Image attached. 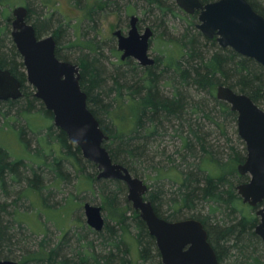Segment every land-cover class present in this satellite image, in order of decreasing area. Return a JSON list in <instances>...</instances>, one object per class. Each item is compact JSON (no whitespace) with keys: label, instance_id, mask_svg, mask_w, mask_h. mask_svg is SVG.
Here are the masks:
<instances>
[{"label":"trees","instance_id":"trees-1","mask_svg":"<svg viewBox=\"0 0 264 264\" xmlns=\"http://www.w3.org/2000/svg\"><path fill=\"white\" fill-rule=\"evenodd\" d=\"M3 1L6 2L0 0L1 7L4 4ZM70 1L83 10L82 21L86 22V29L82 35H76L73 42L68 41L67 45L62 46L59 43L60 38H64L66 30L77 26L58 21L51 28L56 42L55 55L61 61H75L79 65L81 89L87 94L89 110L108 137L103 142V147L108 151L112 161L126 167L133 177L139 178L141 174L137 166L140 165L142 158L147 156L150 144L162 137L163 133H167L169 129L180 133L178 136L181 151H183L181 159L187 167L179 171L176 167L171 169L174 174L168 177L173 184L177 185L176 190L171 192L167 202H164L165 193L160 189L161 186H148L145 199L151 202L157 216L167 221L188 218L200 221L207 232L208 241L216 254L218 264L228 261L230 264H264V244L254 232L259 222L255 215L256 208H250L248 205L249 208H245L235 189L236 185L249 181L247 177L237 174L236 167L238 163L245 161L246 156L231 148L224 162L216 158L205 141L206 135L202 133L201 125L194 122L199 113L219 129L223 128L222 125L227 118L236 122V114L230 111L228 104L218 101L214 96V89L219 85L247 95L259 107L264 105V67L230 48L219 47L215 38L208 39L203 36L192 22L197 16L195 13L188 16L191 19L190 28L187 27L174 41V44L180 48L179 59L170 55L164 63L162 59L156 58L154 64L150 66L138 67L133 62L127 61L119 62L117 65L110 64L111 67L105 68V65L109 63L103 56V47L96 41L95 36L88 38V30L95 31L97 13L110 7L118 11L119 3L117 0H94L91 5L89 0ZM140 1L145 5L143 15L145 17L151 15L153 22L158 23L159 28L164 25L167 17H178L179 9L173 0ZM200 1L202 4H207L217 0ZM247 2L254 11L264 17L263 5L257 3V0H247ZM42 6H46L45 3H42ZM27 10V22H29L33 13L31 5L28 4ZM0 15L2 17V21L0 20V68L8 70L19 80L22 93L17 100L0 102V116L4 121V128L19 129L20 137L23 141L25 140L29 150L30 139L26 140V129L30 127L28 122L24 126H18L19 121L22 119L27 121V117L39 113L47 115L51 120L53 116L44 108L42 102L34 97V90L26 82L22 58L9 36V33L11 34L10 18L6 14V9H3ZM33 16L36 22H32V25L39 37L50 28L53 17L39 13ZM141 21L140 18L139 22ZM74 47L81 48L72 60L70 59L72 58L71 50ZM109 50L116 54L114 48ZM60 51H64L65 54L61 55ZM191 87L209 95L213 109H217L222 120H218L217 115L214 117L209 113L204 101L195 102L187 96L184 89ZM166 88L168 92L165 91ZM116 113H120L121 122L112 117ZM105 118L110 121L104 123ZM124 123L127 125L124 126ZM123 127H128L130 131H124ZM41 130L45 134L37 140L46 138L47 141L54 136L61 147L63 159L55 158L52 162H44L47 165V173L54 174L60 181L69 180L63 171L64 161H67L71 167L75 164L80 165V170L83 171L80 149L68 141L65 132L58 128L55 130L52 125ZM222 133L221 135L224 134ZM37 151L38 148L33 151L34 154ZM197 151L203 155L198 163L196 162ZM43 157L44 155H40L39 159L42 160ZM188 159L192 161L189 162ZM85 162L93 169L96 168L91 162L87 160ZM201 164H204L205 168ZM25 168L26 165L22 160L12 159L8 151L0 147V192L7 195V183L10 181L15 185L26 182V189H34L41 193V176L38 170L31 167L29 169L31 177H22L20 172ZM90 177L93 179V176ZM158 177L157 174L156 179ZM108 182L115 185L114 190L117 192L114 190L106 192L104 186L100 190L106 203L117 209L116 196L122 189L121 183L115 180H108ZM71 198L76 200L73 196ZM124 203L126 212L120 216L117 228L110 227L106 223L98 232L83 227V231L72 238L80 249L76 246L74 249L71 248L69 244L71 237L65 231L55 245L48 244L47 238H43L34 250L26 249L25 242L16 234L18 231L14 228L17 225L16 218L6 222L3 220L4 213L9 214L6 212L8 204H0V257L17 264H129L131 261L128 258L129 250L124 249L122 245L125 246L124 234L129 232V227L132 226L141 263L159 264L160 255L155 239L149 235L138 212L134 211L126 200ZM203 204L208 206L205 213L198 209V206ZM162 207H165V210H162ZM128 211L133 215L130 226L127 224ZM217 216L221 218L218 219ZM104 231L108 235L107 239L111 241L106 244L107 253L100 254L87 235L97 238ZM15 247H20L19 254H15L13 250ZM68 248L72 249L71 253H67ZM258 248L262 254L261 252L259 254ZM75 249L77 250L74 251Z\"/></svg>","mask_w":264,"mask_h":264},{"label":"water","instance_id":"water-1","mask_svg":"<svg viewBox=\"0 0 264 264\" xmlns=\"http://www.w3.org/2000/svg\"><path fill=\"white\" fill-rule=\"evenodd\" d=\"M186 14L197 12L196 29L208 39L215 38L221 48L253 59L264 67V17L253 10L247 0H217L202 4L200 0H174ZM28 10L19 6L12 10V42L22 58L26 82L44 108L52 113L53 124L65 132L82 157L97 168V180L121 181L127 188V201L155 239L161 264H218L208 241L207 232L196 219L167 221L155 213L145 199L148 186L133 177L128 169L114 163L103 147L108 137L87 106V94L80 86L77 64L59 60L55 55L56 42L52 35L37 38L35 28L27 22ZM138 17L132 16L127 36L115 31L122 59L134 57L141 65H153L149 44L153 31L147 27L142 35L137 30ZM22 96L21 83L8 70L0 68V102L17 100ZM216 99L228 104L236 114L237 133L245 144L246 158L237 166L239 175H249L247 183L235 187L243 204L257 208L259 218L254 232L264 244V110L250 97L223 85L216 87ZM86 224L101 231L105 221L102 208L90 203L83 206ZM0 264H17L0 260Z\"/></svg>","mask_w":264,"mask_h":264},{"label":"rangeland","instance_id":"rangeland-1","mask_svg":"<svg viewBox=\"0 0 264 264\" xmlns=\"http://www.w3.org/2000/svg\"><path fill=\"white\" fill-rule=\"evenodd\" d=\"M5 1V3L3 1L4 4L2 7L0 6V12H2L3 9H6V14L10 19H12L11 13L14 8L19 6L28 8V4L31 5L33 9V13L29 21L30 24H33L32 22H36L34 21L35 17L33 15H36L37 13L40 15L47 14V17H53V20L50 23V28L45 31L43 35H40V38L51 35V28H53L58 21H62L64 24L66 22L70 25L77 26L66 30L64 38H60L59 43L62 46L67 45L68 41L73 42L76 39L75 36L82 35L86 29V22L82 21L84 16L83 10L76 5H73L70 0H24V2L23 0ZM93 1L94 0H89L91 5L93 4ZM117 2L120 5L118 11H116V8L110 7L97 13V25L95 31L91 29L88 30V38H94L95 36L96 41H98L103 47V56L109 63L105 65V68L111 67L110 64L117 65L118 63L116 61L118 56L110 52L109 48L116 47L117 42L116 38L113 37V33L117 30V28H120L123 32L128 30L127 16L130 15H134L142 19L140 23L141 29L149 27L153 31V37L150 40L149 48V55L151 57L160 58L163 63L170 55H172L175 59L180 58V48L174 44V41L176 38H179L187 27H189V21L191 19L188 18L190 15L183 12L176 5L174 0L173 2L180 10L177 12L178 17H167L163 25L164 27L162 26L160 28L158 27V23L153 22V17L151 15L148 17L143 15L142 11L145 5H143L144 3L140 0H117ZM258 2L264 6V0H257V3ZM42 3H45L46 6H42ZM196 15L198 16L197 13ZM197 16L195 20H192L195 26L198 23ZM0 20L2 21L1 15ZM9 29L11 31V26ZM80 48L81 47H74V49L71 50L72 58L70 59L74 60L75 57L73 58V56L78 55ZM59 53L61 55L65 54L64 51H60ZM70 63L77 64L75 61H71ZM165 91L168 92V88H166ZM184 91L187 93L189 98H192L193 101H204L206 103L207 110L209 109V113H211L214 117L217 115V119L222 120L217 112V109H213L214 106L213 103L210 102L208 94L206 95L204 92L197 91L194 87L184 89ZM214 96L216 98V89H214ZM260 108L264 110V105L260 106ZM112 117L117 121L121 120L120 113H116L112 115ZM103 118L104 117H102V119ZM194 120H196L194 121L195 123L201 125L203 129L202 133H205L206 135L205 141L211 148L210 151L214 153L216 158L224 162L227 159V155L230 153L231 148H233L234 151L242 153L246 156L245 144L238 136L237 123L232 119L227 118L224 121V125H222V129L215 127V125L209 120L204 119L201 116V113H199V116ZM108 121L110 120L105 118L104 123H107ZM117 121L116 124L118 126L119 124ZM26 122H28L30 127L26 129V140L30 139L29 150L25 140L23 141L20 137L19 129H9L8 127L4 128L5 124L0 116V147L8 151L12 159H20L26 165V168L20 172L22 177H31L29 170L31 167L37 169L39 175L41 176V193H38L34 189H26V182H21L20 184L15 185L10 181L7 183V195L0 192V204H8L6 206V212L9 213H4L3 220L6 222L9 219L14 220V218H16V224L18 227L15 225L14 228L15 230H18L16 234L19 235V239L25 242V248L31 250L36 249L38 243L43 238H47L48 244L55 245L59 238L62 237V234L67 231L68 235L71 237L69 244L72 246L71 248L74 249V246L77 244L72 238H75L78 232L83 231V227H88L83 210L85 203L100 206L102 208V215L106 225L117 228V222H119V219L121 218L120 216L126 212L124 200L127 201L126 196L128 192L125 184L119 181L122 189L116 196V206L118 207L116 209L106 203L100 190V188L104 186L106 188V192L113 191L115 189V185L109 183L108 180H97L95 177L97 176L96 174H98L97 168L93 169L90 164L85 162L83 157L81 163L82 167H84L83 171L80 170V165L75 164L74 167H71L67 161H64L63 171L68 176L69 180H58L54 174L47 173V165L44 162H52L55 158L62 159L60 145L56 142L54 136L47 141L46 138L41 141L39 139L37 140V138L41 139L45 134V132L41 129H46L52 125L53 128L57 130L53 124V118L51 120V118L47 115L39 113L37 115H32L29 118L27 117V121L23 119L20 120L17 125L24 126L26 125ZM126 125L127 123H124V126ZM123 129L124 131H130L128 127H123ZM32 131H35L36 133ZM220 132H223L224 134L222 133L223 135H221ZM178 134L180 133L174 132L173 129H169L167 133H163L162 137L157 138L156 141H153L150 144L147 156L142 158L140 165L137 166V169L141 174L139 179L143 180L147 186H161L160 189H162L165 193V197L163 198L164 202H167L171 192H174L177 188V185L173 184L168 177L174 174L171 169L176 167L179 171L187 167V164L181 159V154H183L181 152L183 151H181L180 137ZM36 148H38V151L34 154L33 151ZM40 155H44V159H42L43 161L39 159ZM202 156L203 155L200 152H196L197 163L200 161ZM191 161L192 160L190 159L189 162ZM239 164L240 163H238L236 167ZM203 165L204 164H201V166L205 168ZM157 174L159 176L158 179H156ZM90 176H93V179H91ZM243 177L250 179L249 175ZM114 191L117 192L116 190ZM71 196L76 198V200L71 198ZM44 198L45 200L43 201ZM14 201H16L15 204ZM10 202H12V204H10ZM240 202L245 206V208H249L246 204H243L242 201ZM207 207V205L203 204L198 206V209L203 210L205 213L208 209ZM162 210H165V207H162ZM126 216L129 218L127 220V224L130 226L133 215L128 211ZM217 218L220 219L221 216H217ZM89 229L91 230V228ZM105 232L106 231H104L100 237L97 238H95V236L93 237L91 235H87L89 236V239L94 242L96 251L100 254L107 253L108 250L106 248V244L108 241H111V239H107L108 235ZM133 232V227L130 226L129 232L125 233L123 237V242L126 247L124 245L122 246L124 249L128 248L129 250L128 258L131 260L129 264H142L138 257V245L133 238ZM76 248L80 249V247L77 246ZM72 249L68 248L67 253H71ZM260 249L259 254L261 252ZM13 250H15V254H19L21 252L20 247H15ZM0 260L5 259L1 256ZM159 264H161V259ZM224 264H230V261Z\"/></svg>","mask_w":264,"mask_h":264},{"label":"flooded vegetation","instance_id":"flooded-vegetation-1","mask_svg":"<svg viewBox=\"0 0 264 264\" xmlns=\"http://www.w3.org/2000/svg\"><path fill=\"white\" fill-rule=\"evenodd\" d=\"M24 7V6H23ZM27 8V7H26ZM197 13V12H196ZM12 14V13H11ZM195 14V13H194ZM132 16H134V15H130V16H127L128 17V30L126 31V32H123L120 28H117V30L116 31H120L121 32V34L122 35H124V36H127L128 35V32H129V30H130V20H131V17ZM139 17H138V22H137V30H138V34L139 35H142L143 33H144V31H145V29L147 28V27H144V29H141L140 28V23L141 22H139ZM13 20H14V17H13V15H12V19H10V26L12 25V22H13ZM29 23V22H28ZM52 35V34H51ZM37 36V35H36ZM53 36V35H52ZM37 38H40V37H37ZM116 38V37H115ZM116 42H117V38H116ZM149 48H150V44H149ZM115 49V53H116V56H118V58H117V62L119 63V62H121V63H125V62H127V61H130V62H133V64H135L136 66H138V67H144L143 65H141L134 57H125L124 59H122L121 57H122V55H123V51H120L119 49H118V42L116 43V47L114 48ZM149 57H151L150 55H149ZM152 58H154V57H152ZM156 58H154V60H155ZM150 66V65H149Z\"/></svg>","mask_w":264,"mask_h":264}]
</instances>
